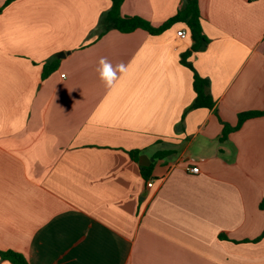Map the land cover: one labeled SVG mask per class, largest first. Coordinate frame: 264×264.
Returning <instances> with one entry per match:
<instances>
[{
    "label": "crops",
    "instance_id": "0c3cea01",
    "mask_svg": "<svg viewBox=\"0 0 264 264\" xmlns=\"http://www.w3.org/2000/svg\"><path fill=\"white\" fill-rule=\"evenodd\" d=\"M197 1L209 43L189 62L213 110L191 109L185 23L101 35L111 0H0V251L28 264H264V117L223 138L264 111V0ZM183 3L124 0L121 15L159 27ZM101 57L128 69L111 88Z\"/></svg>",
    "mask_w": 264,
    "mask_h": 264
},
{
    "label": "trees",
    "instance_id": "16d2710c",
    "mask_svg": "<svg viewBox=\"0 0 264 264\" xmlns=\"http://www.w3.org/2000/svg\"><path fill=\"white\" fill-rule=\"evenodd\" d=\"M16 0H7L5 7L10 5ZM113 2V7L111 11L106 14L101 23L100 30L101 35L109 32L110 30H117L123 34L133 33L137 30H144L151 35H160L167 31L176 23H185L191 32L193 39V46L190 51L185 53L182 57L181 63L194 72V90L196 93V100L191 109H209L213 110L215 108V101L209 94V81L202 78L193 68L192 64L189 62L190 57L193 53L200 52L206 48L209 40L204 35L202 29V16L197 0H184V3L178 13L165 22L159 27L153 26L149 21L137 17V16H122L121 7L124 0H111ZM58 61L53 62L51 65L46 64L44 66L43 79L49 76L53 71L56 70ZM264 117V111L248 112L239 115L238 125L235 128L225 126L223 131V138H226L231 132L236 131L242 127V125L251 119ZM142 151L135 150L131 151L130 155L136 162L139 160ZM160 156H157V158ZM141 172L146 179V181L152 178L153 167H141ZM260 208L264 210V199L260 204ZM264 238V233L258 239L260 241ZM0 257L9 261L12 264H28L25 257L14 251L2 252L0 251Z\"/></svg>",
    "mask_w": 264,
    "mask_h": 264
},
{
    "label": "clouds",
    "instance_id": "9594fccd",
    "mask_svg": "<svg viewBox=\"0 0 264 264\" xmlns=\"http://www.w3.org/2000/svg\"><path fill=\"white\" fill-rule=\"evenodd\" d=\"M96 70L99 73V79L104 86L111 88L114 82L118 79V73L124 74L128 69L123 62L113 66L106 57H101L98 61V67Z\"/></svg>",
    "mask_w": 264,
    "mask_h": 264
},
{
    "label": "built area",
    "instance_id": "2783aa9c",
    "mask_svg": "<svg viewBox=\"0 0 264 264\" xmlns=\"http://www.w3.org/2000/svg\"><path fill=\"white\" fill-rule=\"evenodd\" d=\"M188 35L187 31H182L179 33V36L180 37H186ZM63 77L65 78V75H63ZM191 173L193 174H199V169L197 167H193L191 170H190ZM148 187L149 188H152L153 187V181H151L149 184H148Z\"/></svg>",
    "mask_w": 264,
    "mask_h": 264
},
{
    "label": "water",
    "instance_id": "95a60500",
    "mask_svg": "<svg viewBox=\"0 0 264 264\" xmlns=\"http://www.w3.org/2000/svg\"><path fill=\"white\" fill-rule=\"evenodd\" d=\"M145 161H149L148 160V158L146 157V156H142L141 158H140V165L142 166V167H149L150 166V162H146L145 163Z\"/></svg>",
    "mask_w": 264,
    "mask_h": 264
}]
</instances>
